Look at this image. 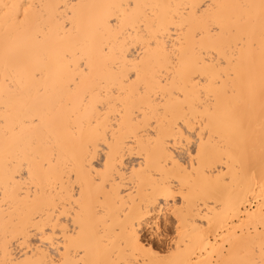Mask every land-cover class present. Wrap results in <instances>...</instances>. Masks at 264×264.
I'll list each match as a JSON object with an SVG mask.
<instances>
[{"label":"snow or ice","instance_id":"1","mask_svg":"<svg viewBox=\"0 0 264 264\" xmlns=\"http://www.w3.org/2000/svg\"><path fill=\"white\" fill-rule=\"evenodd\" d=\"M61 8L70 13L62 24L54 15ZM85 8L103 11L85 17ZM0 13L6 38L41 41L50 22L63 32L51 55L26 62L27 84L5 77L19 121L5 131V151L21 149L6 160L5 181L33 211L11 236L6 229L0 264H192L183 253L193 235L206 250L213 228L204 201L190 195L192 181L223 151L213 127L221 98H235L228 107L240 110L245 74L253 94L257 49L264 115V0H0ZM245 123L237 118L232 127L240 133ZM129 156L140 157L139 168L128 170ZM228 158L264 195V137L259 160L246 143ZM229 243V258L217 264H264V232L258 244L239 236ZM16 244L33 256L45 247L58 255L8 259Z\"/></svg>","mask_w":264,"mask_h":264},{"label":"bare ground","instance_id":"2","mask_svg":"<svg viewBox=\"0 0 264 264\" xmlns=\"http://www.w3.org/2000/svg\"><path fill=\"white\" fill-rule=\"evenodd\" d=\"M4 3L19 2V0H3ZM37 4H66L75 2L83 5H102L110 3H127L128 0H33ZM136 2V0H133ZM140 3H179L185 0H139ZM217 3H259V0H213ZM47 13L48 10H44ZM102 9L85 8L79 10L83 16H94L102 12ZM2 15V13H0ZM61 17L60 23L69 19L70 13L67 9H58L54 13ZM79 20V15H78ZM71 26V25H70ZM63 42V32L57 23H49L47 38L41 41L31 39L29 36L20 35L6 38L3 21L0 20V260L6 258L5 236L6 229L9 236L32 214V209L28 207L26 201L16 197L18 186H9L5 181L6 160L17 158L20 148L10 147L6 154L5 151V131L15 123H18L17 111L15 106L16 98L14 94H6L5 77L9 82L24 80L27 84L24 73L27 66L26 62L32 65L37 64L45 55H51L58 49ZM249 81L245 74L243 87L245 95L240 99V110L233 112L228 107L229 103L236 105L235 98H221L219 108L216 110V117L213 121L214 129L219 133L218 139L223 146V151L214 152L212 161L207 166V174L200 170L198 180L192 181L193 188L190 195L194 198V203H200L205 216H211L213 228L211 235L205 244L206 250L200 245L193 235L189 248L183 253V258L192 264H217L229 258L231 245L230 240L237 236L243 239H251L257 244L259 236L264 232L261 226V218L264 216V195L261 193L258 180L250 181L243 172L238 171L235 161L229 162L228 152L240 144H247V147L254 152L259 160L261 140L264 137V115L261 107V82L259 69V52L257 49L256 66L251 80L253 94L247 95ZM17 85H14L16 87ZM215 103V102H213ZM243 118L245 128L237 133L232 127V121ZM12 142L9 141V144ZM198 146V145H197ZM195 155V153H193ZM222 157V158H221ZM192 160H187V165L192 166ZM126 167L131 171V166L140 167V157L129 156ZM8 174H11L9 170ZM188 182V178L185 177ZM130 191V189L128 190ZM27 196V191L24 192ZM198 197V199H196ZM7 201V203H5ZM183 202V201H182ZM175 203V201H173ZM67 221V217L64 218ZM243 222V223H242ZM197 224L207 226L208 220H196ZM34 244L39 245V240L34 236ZM31 247V245H30ZM33 256L28 249L21 250L19 244L9 247L7 258L22 259L29 258L34 260L51 259L58 253L45 247L36 250ZM23 253V255H22ZM82 255V254H81ZM73 259L80 257L75 251L72 253ZM91 258V257H90Z\"/></svg>","mask_w":264,"mask_h":264}]
</instances>
